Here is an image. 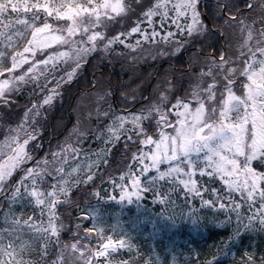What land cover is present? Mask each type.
Masks as SVG:
<instances>
[{
	"label": "snow or ice",
	"instance_id": "obj_1",
	"mask_svg": "<svg viewBox=\"0 0 264 264\" xmlns=\"http://www.w3.org/2000/svg\"><path fill=\"white\" fill-rule=\"evenodd\" d=\"M0 264H264V0H0Z\"/></svg>",
	"mask_w": 264,
	"mask_h": 264
},
{
	"label": "trees",
	"instance_id": "obj_2",
	"mask_svg": "<svg viewBox=\"0 0 264 264\" xmlns=\"http://www.w3.org/2000/svg\"><path fill=\"white\" fill-rule=\"evenodd\" d=\"M184 57H181L183 59ZM163 61V62H162ZM167 64H172L174 67H179L178 61H167L162 60L152 63L151 61L142 63L136 67L135 72H130L127 67L121 68V66L117 64H112L106 67H103L101 70L103 71L104 75L110 76L114 83H119L120 81H129L130 79H135L136 76H139L144 81V86L146 88H151L152 84L155 83L156 79L160 77H150L149 73H155L157 70L163 72L166 68ZM73 96H78L80 94V89L73 87L72 88ZM72 99H67L63 103L57 101L56 105V112L54 119L56 117H62L64 121H71L73 119L72 112L70 109ZM75 104V100L73 101V105ZM71 124L69 123V127ZM126 218V217H125ZM148 244H151L152 241H148Z\"/></svg>",
	"mask_w": 264,
	"mask_h": 264
},
{
	"label": "rangeland",
	"instance_id": "obj_3",
	"mask_svg": "<svg viewBox=\"0 0 264 264\" xmlns=\"http://www.w3.org/2000/svg\"><path fill=\"white\" fill-rule=\"evenodd\" d=\"M120 65V64H119Z\"/></svg>",
	"mask_w": 264,
	"mask_h": 264
}]
</instances>
